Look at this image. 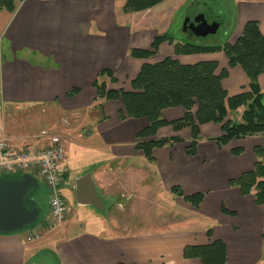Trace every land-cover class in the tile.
Here are the masks:
<instances>
[{
	"label": "crops",
	"instance_id": "1",
	"mask_svg": "<svg viewBox=\"0 0 264 264\" xmlns=\"http://www.w3.org/2000/svg\"><path fill=\"white\" fill-rule=\"evenodd\" d=\"M235 3L236 33L228 42L237 40L249 20H257L264 33V0ZM156 35L149 26L119 25L113 0H23L14 12L0 7V104L57 105L83 119V126L70 130L71 135L61 133L69 167L62 187L69 184L78 208L73 209L61 192L68 211L50 228L49 207L42 224L34 227L40 238L29 241L31 229L0 234V264H28L29 256L35 257L43 247L52 248L58 264H199L198 258L184 257V247L215 239L227 246V264L264 263V205L255 203L254 194L245 196L229 184L231 178L254 168V147L264 146V135L233 139L220 147L213 138L222 134V125L200 124L197 153L188 156L191 128L175 131L164 126L154 138L178 135L183 141L155 148V161L150 162L136 146L137 134L149 125L147 117L121 119L125 110L121 99L105 101L102 110L93 108L97 97L93 84L101 70L110 69L117 78V82L106 79L109 88L130 91L144 63L166 57L183 64L217 61L216 74L228 72L222 83L229 97L249 90L250 78L243 67L230 66L222 51L176 54L173 45L163 42L148 59L129 55L134 47L150 48ZM259 83L264 92V73ZM73 88L79 93L69 97ZM244 109L230 112L228 118L242 121ZM185 112L183 106H174L165 108L162 116L171 121ZM0 127L15 146L33 148L37 145L33 136L45 129L18 136L9 133L1 120ZM238 147L244 151L237 156L232 150ZM72 168L76 169L73 177ZM157 185L173 194L176 204L191 210L183 217L190 226L156 232L157 224L182 222L171 217L160 222L145 214L143 206L153 205ZM174 186L185 196L199 192L205 196L196 207L175 194ZM95 195L103 209L90 201ZM223 207L235 215L224 213Z\"/></svg>",
	"mask_w": 264,
	"mask_h": 264
},
{
	"label": "trees",
	"instance_id": "2",
	"mask_svg": "<svg viewBox=\"0 0 264 264\" xmlns=\"http://www.w3.org/2000/svg\"><path fill=\"white\" fill-rule=\"evenodd\" d=\"M21 1L23 0H0V7L14 12ZM164 1L166 0H126L123 8L127 13L140 12ZM163 42L171 43L176 54L222 51L230 66L243 67L250 78V84L249 90L229 97L222 83L228 72L223 70L221 74H216L217 61L183 64L173 57H166L155 63H144L139 74L131 81L133 89L130 91L109 88L106 79L117 82V78L110 69L101 70L93 84L97 91L94 108L102 110L105 101L121 99L125 107L120 113L121 119L147 117L149 125L137 134L136 146L150 162L155 161V148L174 146L183 141L178 135L154 138L164 126H171L175 131L191 128V142L186 146L188 156H195L197 153L200 124L215 122L222 125V134L213 138L220 147L233 139L264 135V92L259 83V76L264 73V33L257 20L247 21L234 43H199L190 39L175 41L172 35L164 33L156 35L150 48L134 47L129 53L134 58L148 59L156 54ZM78 93L79 89L73 88L67 95L72 97ZM174 106L185 108L184 117L171 121L163 118L162 111ZM240 107H245L242 121L228 118L230 112ZM232 151L238 156L244 150L238 147ZM254 153L257 157L254 168L231 178L229 184L239 188L245 196L254 194L255 203L264 205V146H255ZM172 191L184 196L186 201L196 207L205 196L201 192L185 196L179 186H174ZM25 203L30 206L28 197L25 198ZM223 212L235 215V212L224 207ZM35 226L36 224L33 227ZM184 257L198 258L199 264H227V246L221 239L206 244H189L184 247Z\"/></svg>",
	"mask_w": 264,
	"mask_h": 264
},
{
	"label": "rangeland",
	"instance_id": "3",
	"mask_svg": "<svg viewBox=\"0 0 264 264\" xmlns=\"http://www.w3.org/2000/svg\"><path fill=\"white\" fill-rule=\"evenodd\" d=\"M113 1L116 3L119 25L124 27L149 26L150 29H155L157 35L168 33L172 35L175 41H178V39H181L182 41L190 39L199 43H224L231 40L236 33L235 27L237 20V8L235 0H166L148 10L130 13L125 12L123 8L126 0ZM208 10H212L214 13H216V15H218L221 20L215 33L205 36H197L192 32L191 29L187 31L183 29L184 21L188 16L191 18ZM168 44L172 45L169 42ZM94 104H96V102ZM0 120L6 125V130L9 133L13 135L16 134L18 136H20V134H34L43 127H50L52 132L59 134H61L63 131H67V134L71 135L70 130H74L77 126H79V128L83 126L81 125L83 119L79 118L78 115L74 116L71 113L69 115L67 112L60 110L57 105L53 106L51 104H43L34 107L23 105L16 107L8 104H0ZM65 120H67L70 124L66 125L64 122ZM248 151V147H246V154ZM75 171L76 169L72 168V177L75 174ZM39 183L40 188L36 194L39 198L42 208V219L38 224H36V226L42 224V220L48 215L49 200L51 195L50 190L48 189L42 177L39 178ZM157 186L159 187V190H157V194L155 196L156 200L153 198V202H151L153 205L147 206L146 204L143 206L145 208V214L149 213L151 217L154 216L156 221L160 222H163L164 220L169 221L170 217L172 220L181 219L180 221L182 222H177L174 225L169 223L157 224L156 232H165L170 231L173 228H185L187 225L190 226L191 223L186 224L187 220H184L183 217H187L191 213V210L189 211L185 207L176 204L173 200V194L163 189L161 185ZM61 192L66 196L69 205L73 209L78 208L76 200L72 198L69 184L62 187ZM171 200H173V202ZM143 207L140 209L143 210ZM170 208H173V210ZM121 209L125 210L127 207ZM125 213L126 212H123V214ZM76 229H79V227ZM27 230H30V228L22 232H26ZM44 242L45 241L41 243ZM35 248L37 249V247ZM30 256L28 258L29 261L27 260L28 264H58L57 255L54 253L51 247H43L42 249L40 248L35 257L30 258Z\"/></svg>",
	"mask_w": 264,
	"mask_h": 264
},
{
	"label": "built area",
	"instance_id": "4",
	"mask_svg": "<svg viewBox=\"0 0 264 264\" xmlns=\"http://www.w3.org/2000/svg\"><path fill=\"white\" fill-rule=\"evenodd\" d=\"M64 122L67 123V120ZM32 139L37 143L36 147L29 145L17 147L0 127V176L32 174L44 179L51 193L48 221L51 228L61 221L68 211L66 200L60 191L64 183V174L69 171L65 164L66 140L62 134L47 128L40 130ZM43 141H46L45 144L40 145ZM40 237L41 232L35 228L28 234L29 241Z\"/></svg>",
	"mask_w": 264,
	"mask_h": 264
},
{
	"label": "water",
	"instance_id": "5",
	"mask_svg": "<svg viewBox=\"0 0 264 264\" xmlns=\"http://www.w3.org/2000/svg\"><path fill=\"white\" fill-rule=\"evenodd\" d=\"M221 20L212 10L200 13L191 19L189 16L183 24L185 31L191 29L197 35L213 34ZM78 183L81 180H77ZM40 188L39 178L32 174L19 176H0V234L22 232L37 224L41 218V204L35 196ZM28 197L30 206L26 205ZM103 209L99 196L90 200Z\"/></svg>",
	"mask_w": 264,
	"mask_h": 264
},
{
	"label": "flooded vegetation",
	"instance_id": "6",
	"mask_svg": "<svg viewBox=\"0 0 264 264\" xmlns=\"http://www.w3.org/2000/svg\"><path fill=\"white\" fill-rule=\"evenodd\" d=\"M195 17V16H194ZM194 17H191V19H194ZM35 196H37V194H35ZM38 197V196H37Z\"/></svg>",
	"mask_w": 264,
	"mask_h": 264
}]
</instances>
